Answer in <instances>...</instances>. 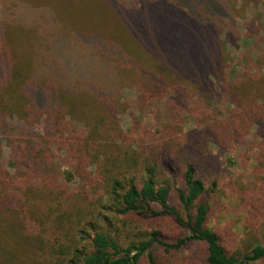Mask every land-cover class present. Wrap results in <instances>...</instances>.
Here are the masks:
<instances>
[{
	"label": "trees",
	"instance_id": "trees-1",
	"mask_svg": "<svg viewBox=\"0 0 264 264\" xmlns=\"http://www.w3.org/2000/svg\"><path fill=\"white\" fill-rule=\"evenodd\" d=\"M15 1L22 4L21 0H6L7 6ZM29 1L34 0L25 2ZM113 3L118 13L142 24V30L136 31L141 42L124 46L89 35L82 70L78 67L84 64L71 58L68 37L73 29L52 7H47L54 12L48 26L56 30V39L48 42L46 54L40 50L41 28L35 31L32 27L41 18L37 24L29 22L30 27L19 19L0 24V137L10 141L14 163L12 175L0 168V264H42L39 253L51 262L55 259L52 264H161L160 255L172 259L194 247L203 250L205 264H264V236L262 242L237 252L210 227V202L217 186L213 184V191L207 188L208 166L200 161L199 132L186 133L176 127L175 120L183 122L181 113L187 114L193 101L205 103L194 122L221 152L240 147L244 133L253 134L258 141L253 150L258 164L252 176L257 180L264 170V0L241 9L228 0ZM247 10L254 17L250 24L243 22ZM150 18L155 19L153 24L165 23L149 30ZM74 31L85 37V32ZM125 36V41L133 38L129 32ZM197 46L204 58L201 64L185 56V51ZM92 61L98 62L103 75L96 72ZM61 63L64 69L59 70ZM123 87L166 103L168 116L162 120L160 136L153 139L155 148L121 151L105 162L98 177L102 183L99 199L83 196L82 178L72 187L75 194H69L68 184L61 186L47 177L51 172L47 162L42 163L43 170L36 164L35 177L24 169L23 165L27 168L43 159L39 149L24 139L44 119L57 133L69 137L76 130L73 123L89 120L93 124L90 132L100 140L106 137L102 124L119 125ZM226 113L228 117H223L229 121L223 132L215 131L217 122L209 115L222 118ZM135 145L139 149V141ZM66 146L84 150L75 154L79 160L70 167L72 171L63 173V180L70 183L74 175L82 176V164L90 159H85V150L91 154L94 146H73L72 140ZM74 198L80 199L79 208L71 205ZM130 214L166 222L165 228L174 227L184 237L169 242L164 230L155 228L142 233L144 239L124 243L116 225L118 217ZM190 263L189 259L179 262Z\"/></svg>",
	"mask_w": 264,
	"mask_h": 264
},
{
	"label": "rangeland",
	"instance_id": "rangeland-1",
	"mask_svg": "<svg viewBox=\"0 0 264 264\" xmlns=\"http://www.w3.org/2000/svg\"><path fill=\"white\" fill-rule=\"evenodd\" d=\"M25 1L21 0L22 4H18L15 1L7 6L6 0H0V24L9 25V23L17 22L19 19L20 21H27L25 25L30 27L29 22L37 24V18H41L40 23L32 27L36 29L35 31H40L41 28L42 42L40 43V50L43 54H46L48 42L52 39H56V30L48 26L54 12L47 7H52L57 15L64 20L67 27L73 29L70 30L71 35L68 37V42H70L71 46L72 61L74 63L80 61L84 64L78 67L79 70L85 69V43L87 39H89V35H93L91 37L95 39H97L96 36H102L112 40L118 45L124 46H129V44L132 46L141 42V40L136 39V31L142 30V28H140L142 24L133 18H129L123 12L118 13L115 6L116 4H112V0ZM262 1L263 0H228L231 6H236L238 9H241L244 5L248 7ZM251 10H253V7ZM242 16L243 14L241 13V17ZM252 16L250 15V11L247 10L243 22L250 24L254 19ZM154 22L155 19L153 18H150L148 25L145 22L149 30H152L153 27H158V24L165 23L163 20L153 24ZM74 30L85 32V37H82V34L75 33ZM127 32L131 33L133 36L130 41H125L127 38L125 34ZM239 33L241 35L244 34L242 30H240ZM193 42L194 41H192V43ZM258 43H260V41ZM199 48L200 46H197L185 51L186 58L194 59L200 64L203 63L204 58L200 54ZM92 63L96 72L99 73L100 68L98 62L92 61ZM57 68L59 70L64 69L63 63L57 64ZM193 68L194 66L191 67V69ZM99 74L103 75L104 73ZM230 78L233 79V76H230ZM22 79L23 78H21V80ZM119 96L122 104L117 116L119 125L115 126L113 123L107 125L105 123L102 124L107 131V136H103L102 140L97 139L98 135L96 133L92 134L90 132L93 124L89 120H85V123L80 125L73 123L72 128L76 130H73L74 135L70 137L69 135L63 136L57 133L52 126L47 123L46 119L36 124V127H32V129L36 131L29 134V137L25 138L24 142L33 143V147L39 149L38 152H41L43 159L39 160L37 163H31L27 168L23 165L24 169L31 172V175L35 177L36 174L33 169L38 168L36 164L43 170L44 166L42 163L47 162L46 165L51 171L47 177L52 176L61 186L63 184H68L67 186L70 189L69 194H75L72 191L74 190L72 187L77 186L79 179L82 178L83 185H85V194H83V196L93 201L99 199L101 196L100 189L102 183L99 181L98 177L99 174L103 172L105 162H107L110 157H118L121 151H150L155 148L157 144H153V139L160 136L158 132L163 128L162 120L168 116L166 103L153 102L147 98V94L140 93L134 88H121ZM213 107H216L215 103H213ZM204 109L205 103L193 101L189 108V112H187V114H185V111L181 113L180 117L183 122L176 117V127L181 126L186 133L195 129L199 132V134H197V144L200 161L203 165L208 166V168H206L207 174L205 177L206 185L210 191L214 190V183L217 186L216 190L212 192L210 202L212 205L210 227L219 233L225 245L229 246L230 249L243 252L253 247L257 242H262L264 236V170H261L257 180L252 176L254 171L253 168L258 164L256 151H253L256 149L255 146L258 145V141L255 140L253 134L252 136H248L244 133L241 138L242 143L240 147L234 145L226 152H221L213 142H209L210 140L207 139L208 134L204 133L201 135L204 128L197 126L194 122V119L200 116V112ZM176 112H178V110ZM227 113L223 114L222 118L215 117V114L209 115L208 118L212 120V122H217V125L213 127L215 131H221L220 133L223 132L224 126L229 121L223 117H228L229 114ZM204 124L207 125V118H205ZM110 134L111 136L108 137ZM180 136L181 135H178L177 138ZM104 138L108 141L106 142L107 144L111 142L112 145H104ZM70 140H72L73 146L85 143L86 146H94V149L91 154L88 153V148L85 150V159L88 156H90V159L82 164V176L74 175L73 180L67 183L63 180L64 174H66V172H71L72 170L70 167L75 166V161L79 160L76 159L75 154L84 151L81 148H75L74 150L68 148L66 144H69ZM136 141L140 143L139 149L135 145ZM131 148L133 150H131ZM13 164L10 141L1 136L0 168L4 172L12 175L14 174ZM29 169L32 170L30 171ZM49 179L51 180V177ZM88 198H85V202ZM243 198H245V201H243ZM32 199H34V197ZM37 201H41L40 198ZM79 203L80 199L74 198L71 205L79 208ZM86 209L87 206H85V210ZM65 211L66 209H64V212ZM28 224L34 226L32 227L33 229L37 228L32 221H28ZM165 224L166 222L158 223L153 220H145L135 214H130L128 216L118 217L116 228L122 235L121 240L124 243L130 240H141L143 234L155 228L163 229L165 239L169 242L184 237L183 233L176 231L174 227L167 226L165 228ZM47 242L50 243L51 241ZM40 254L42 253H39V260L43 259L41 261L42 264H52L56 262L55 259H53L52 262L50 258L44 259L45 256H41ZM160 257L161 264H179L180 261L184 263L188 259L192 261L190 264H205L203 250L197 247H194L191 252H181L177 256L174 255L172 259H169V256L164 254L160 255Z\"/></svg>",
	"mask_w": 264,
	"mask_h": 264
}]
</instances>
